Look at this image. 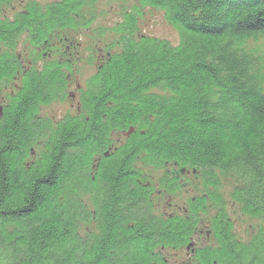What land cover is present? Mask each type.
<instances>
[{"label": "trees", "instance_id": "trees-1", "mask_svg": "<svg viewBox=\"0 0 264 264\" xmlns=\"http://www.w3.org/2000/svg\"><path fill=\"white\" fill-rule=\"evenodd\" d=\"M96 1L60 0L44 3V9L31 2L12 24L0 23V38L9 43L10 33L29 29L36 42L51 30L78 31L82 9ZM114 1L121 2L119 22L107 33L97 32L109 43L117 39L113 44L121 49L82 92L88 119L66 115L52 133L47 122L35 119L40 103L61 94L64 77L56 64L42 75H27L5 110L0 264H160L151 254L153 241L147 245L129 233L106 259H95L82 252L85 245L75 234V219L83 211L76 197L87 192L102 231L96 244L109 246L103 216L122 201L100 186L119 167L128 168L138 148L155 165L164 159L193 164L203 171L205 183L217 187L219 176H233L241 184L230 191L231 202L264 218V54L245 46L264 36V0ZM146 8L163 12L179 34L177 45L127 34ZM10 62L9 56L0 59V80L9 75ZM113 128L136 129L123 147L101 160L107 178L91 183L85 169L92 153L106 149ZM47 133L38 159L26 163L29 149ZM172 223L156 233V242L174 243ZM199 258L201 264H264V233L239 244L224 229L217 248Z\"/></svg>", "mask_w": 264, "mask_h": 264}, {"label": "flooded vegetation", "instance_id": "flooded-vegetation-1", "mask_svg": "<svg viewBox=\"0 0 264 264\" xmlns=\"http://www.w3.org/2000/svg\"><path fill=\"white\" fill-rule=\"evenodd\" d=\"M31 2L38 3L35 6L41 9L48 4L27 1L19 4L17 10H14L13 0L3 2L0 4V23L12 24L21 14H26L23 11ZM115 15L118 17L119 13ZM135 21L134 30L127 31V34L132 38L148 37L144 20L138 16ZM90 24L83 25L85 30H78L79 33L67 29L51 30L45 35H40L36 42L29 34V29L10 33L9 43L0 38V59L5 56L11 58L9 75L0 80V122L11 104V99L23 88L24 78L34 73L42 75L41 73L50 71V65L53 64L59 66L64 77V86L61 94L58 92L56 97L38 105L35 119L47 122L51 133L66 115H70L71 119H88L81 101L82 92L87 82L121 49L120 44H113L117 39L112 43L102 41L101 35ZM88 30L99 39L94 49L84 46ZM74 33H77L75 37L78 36L80 41L70 38ZM82 77L87 79L83 87L79 84ZM68 102H71L68 111L55 118L50 107L62 106ZM135 129L122 132H118L116 128L109 130L106 149L102 153H92L89 167L85 169L91 183L107 178L101 171V160L123 147L130 135H134ZM45 137H49V134L37 139L35 145L29 149L26 163H33L38 159L43 151L41 149L45 147ZM128 163V168L119 167L109 174V179L100 186L105 192L116 194L117 199L122 201L120 208L117 204L110 205L107 217L103 216L102 226L110 241L108 247L96 244L102 231L92 195L87 192L77 194L78 204L83 211H80L75 219V234L85 245L81 248L83 253L88 252L95 259H106L107 254L113 253L115 247L130 233L135 238H143L147 245L154 242L151 254L160 264H201L199 257L206 249L217 248L218 239L224 229L239 244L249 243L258 234L264 233V218L244 213L239 206H234L231 198L225 202L220 188L218 191L215 185L205 183L203 171L193 164L164 159L155 165L150 155L142 148L133 151ZM100 187L97 190H100ZM245 217L254 219L255 227L249 234L238 222ZM167 221H173L169 235L174 239V243L156 242V233L165 232L164 225ZM237 227L242 231V240L235 238ZM109 237H112V242Z\"/></svg>", "mask_w": 264, "mask_h": 264}, {"label": "rangeland", "instance_id": "rangeland-1", "mask_svg": "<svg viewBox=\"0 0 264 264\" xmlns=\"http://www.w3.org/2000/svg\"><path fill=\"white\" fill-rule=\"evenodd\" d=\"M27 1L31 0H13V6L14 10H17L19 4H23ZM37 1L40 3H49L54 1H60V0H32ZM121 6V2L114 1V0H98L91 6H86L81 11V19L79 21V30L83 31L85 30L82 25L92 16L93 20L90 25L95 27L98 32H100L101 29H106V32H109L113 25L117 24L119 22L118 17L115 15V13H119V7ZM106 12V13H104ZM145 14L143 17L144 22L146 23V29L145 33L147 35H150L152 37H156L159 39L166 40L171 45H177L179 42V34L177 30H175L164 18L163 12L157 11V10H151V9H145ZM79 31V32H80ZM77 32V31H75ZM77 32V33H79ZM77 33L71 34L70 37L77 39L80 41V38L78 36L75 37ZM111 37V35H108ZM101 40L109 43L110 40H107V38L103 35L101 36ZM99 39L97 36L88 30L86 32L85 36V48H95ZM246 48L248 51H259V55L264 54V36L259 37L256 41L250 40L246 43ZM86 53H88V50H86ZM85 54H82V59H84ZM264 59V57H262ZM87 79L85 77H82L79 79V84L81 87L84 86ZM74 90V89H73ZM71 102H68L67 104H63L62 106H56L53 105L50 107V111L53 113L55 118L61 117L69 108ZM219 180V186L217 187V190L222 194L223 200L226 202L230 200V191L237 185H240L241 183L238 182L233 176L229 175H222L218 177ZM239 224L242 225L246 231L247 234H249L250 230L255 227L254 219L245 217L241 220H238ZM236 232V239L242 240L243 234L239 227L235 230ZM184 253H182V256Z\"/></svg>", "mask_w": 264, "mask_h": 264}]
</instances>
